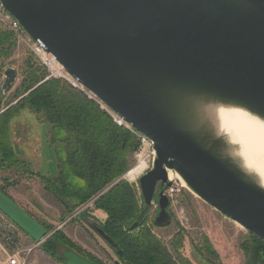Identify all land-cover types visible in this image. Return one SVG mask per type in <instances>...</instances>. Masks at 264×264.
<instances>
[{"label": "water", "instance_id": "95a60500", "mask_svg": "<svg viewBox=\"0 0 264 264\" xmlns=\"http://www.w3.org/2000/svg\"><path fill=\"white\" fill-rule=\"evenodd\" d=\"M24 31L113 114L152 141L138 178L157 226L168 224V171L264 242V188L224 153L200 104L264 118V0H0ZM5 70L2 90L15 80ZM136 149L137 144H134ZM0 211L31 240L48 232L0 189ZM111 248L112 239L93 226ZM65 264H94L71 249ZM117 264V262H116Z\"/></svg>", "mask_w": 264, "mask_h": 264}, {"label": "trees", "instance_id": "16d2710c", "mask_svg": "<svg viewBox=\"0 0 264 264\" xmlns=\"http://www.w3.org/2000/svg\"><path fill=\"white\" fill-rule=\"evenodd\" d=\"M14 44L12 33L0 29V57H8ZM23 67L24 76L14 94L16 103L0 113V166L17 165L8 136L11 115L25 106L43 112L51 125V141L57 143L59 163L56 179L39 177L65 212L97 195L95 208L106 214L100 227L115 243L113 249L121 264H189L184 259L177 262L153 235L152 227L157 225L148 217L151 206L145 205L135 185L120 179L129 167L135 134L117 125L92 98L66 81L43 80L44 70L31 58H24ZM247 240V264H264V242L250 233ZM58 243L94 264H104L81 250L62 230L54 231L41 248L51 258L65 262L56 255ZM205 252L213 254L206 245Z\"/></svg>", "mask_w": 264, "mask_h": 264}, {"label": "rangeland", "instance_id": "374dc122", "mask_svg": "<svg viewBox=\"0 0 264 264\" xmlns=\"http://www.w3.org/2000/svg\"><path fill=\"white\" fill-rule=\"evenodd\" d=\"M26 57L34 61L25 47H17L16 44L8 57H0V113L16 103L14 94L24 76L23 60ZM8 68L15 70V80L8 90L3 91L4 74ZM93 100L112 117L103 103L97 98ZM8 136L17 165L8 168L0 166V189L48 232L40 243L30 244L25 264H65L62 260L51 258L41 248L56 230H62L81 250L97 257L102 263L121 264L115 249L109 247L93 228V225L100 226L106 219V214L95 208L97 195L66 213L63 204L44 189L39 176L56 179L59 160L55 154L57 143L51 141V125L43 112L27 106L15 111L9 121ZM134 152L130 155L128 169L120 179L135 185L140 193L138 179L129 181L124 177L135 165ZM168 211V224L152 227V233L177 262L184 259L189 264H247V231L204 202L186 185L169 203ZM157 212V205L153 204L148 211L150 222L154 221ZM205 245L211 248L213 254L205 252ZM66 248L58 243L57 257Z\"/></svg>", "mask_w": 264, "mask_h": 264}, {"label": "built area", "instance_id": "2783aa9c", "mask_svg": "<svg viewBox=\"0 0 264 264\" xmlns=\"http://www.w3.org/2000/svg\"><path fill=\"white\" fill-rule=\"evenodd\" d=\"M0 27L11 32L16 46L25 47L28 53L32 56L34 62L43 68L45 72L43 80L56 78L66 81L72 87L84 92L89 98L96 99L93 94L88 92L76 79L71 77L64 70L63 66L56 60L53 54L47 52L41 44L34 41L24 31L19 22L1 5V3ZM112 118L117 125L124 126L135 134L137 148L134 152V157L136 158V162L135 165L127 171L124 177L127 178V174L134 171L133 174L138 178L147 172L152 166L155 156L152 148V141L146 136L136 132L122 118L113 113ZM168 180L169 185L163 192L167 195L169 202H171L174 197L183 190L184 184L176 177L168 178ZM23 235H25V233H23L0 211V264H25L31 246L23 245L21 241ZM38 243L40 242H36V244Z\"/></svg>", "mask_w": 264, "mask_h": 264}, {"label": "bare ground", "instance_id": "6f19581e", "mask_svg": "<svg viewBox=\"0 0 264 264\" xmlns=\"http://www.w3.org/2000/svg\"><path fill=\"white\" fill-rule=\"evenodd\" d=\"M202 115L211 122L215 133L225 145L224 153L254 182L264 188V118L243 108L219 102L202 103ZM134 171L127 174L129 180L138 179ZM184 181L174 171H168Z\"/></svg>", "mask_w": 264, "mask_h": 264}, {"label": "crops", "instance_id": "0c3cea01", "mask_svg": "<svg viewBox=\"0 0 264 264\" xmlns=\"http://www.w3.org/2000/svg\"><path fill=\"white\" fill-rule=\"evenodd\" d=\"M21 241L23 245H27V246H30L31 243L36 244V242L31 240L26 234L21 237Z\"/></svg>", "mask_w": 264, "mask_h": 264}]
</instances>
